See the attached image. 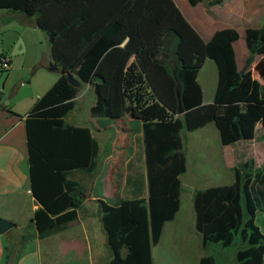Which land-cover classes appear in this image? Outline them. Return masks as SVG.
I'll use <instances>...</instances> for the list:
<instances>
[{
    "label": "trees",
    "instance_id": "trees-1",
    "mask_svg": "<svg viewBox=\"0 0 264 264\" xmlns=\"http://www.w3.org/2000/svg\"><path fill=\"white\" fill-rule=\"evenodd\" d=\"M188 2L195 7L202 0ZM224 2L212 0L209 5ZM163 9L187 25L174 0H0V11L23 14L48 36L52 56L48 68L60 72L58 81L26 117L31 191L41 205L32 220L40 239L78 219L85 193L73 176L94 174L99 167L100 144L91 128L68 124L66 118L75 110L85 85H93L96 97L90 115L118 118L100 94L99 84L104 79L98 73L110 50L124 45L133 55L123 74L122 96L125 113L141 123L148 197L125 199L116 205L99 202L111 251L109 262L100 264H154L153 247L181 207L180 177L187 171L183 131L195 132L214 124L222 145L230 146L253 140L258 124L264 128V84L254 78L252 69L255 56L264 55V27L246 29L250 56L240 71L233 47L240 38L236 29L216 31L204 44L198 32L183 38L165 25ZM151 11L157 13L155 24L146 18ZM1 20L7 24L11 19ZM142 35L148 42L153 40L150 57L162 67L160 84L173 96L172 106L158 94V87L146 73ZM203 44L207 58L217 68L216 90L208 104L198 80L202 63L193 61L204 56ZM191 48H196L195 52H187L186 57L184 51ZM69 74L81 82L79 88L70 83ZM176 84L185 110L179 116ZM139 188L141 194L144 184ZM193 206L204 247L218 244L230 248L239 238L243 248L235 253L234 264H264V232L257 223L258 213L264 212V166L256 168L253 159L240 163L234 168L233 183L198 190ZM30 238L10 239L7 264H17ZM198 264L218 261L207 255Z\"/></svg>",
    "mask_w": 264,
    "mask_h": 264
},
{
    "label": "crops",
    "instance_id": "crops-1",
    "mask_svg": "<svg viewBox=\"0 0 264 264\" xmlns=\"http://www.w3.org/2000/svg\"><path fill=\"white\" fill-rule=\"evenodd\" d=\"M259 1L260 0H225L222 5L218 6L221 8L220 11L216 9H211L210 11L204 9L203 13L205 18L202 20L200 19L201 23L199 18L197 21L196 19L190 20L189 17L183 12L182 13L185 20L194 25L199 35L206 40V42L211 39L216 31L228 28L236 29L240 34V38L238 41L234 42L233 47L236 53L238 69L243 71L246 61L241 69L237 45L240 43V47L243 48V39L246 45L247 28L259 29L264 27V9L259 8ZM203 3L202 0V2L195 7L199 8ZM156 16L157 13L151 11L150 15L146 18H148L149 23L155 24L157 20ZM2 17L11 20L9 23L3 24L1 22ZM239 27L245 29V33H242ZM37 30L40 29L35 27L23 14L0 11V33L4 35L5 33L10 34L9 42L7 44H2L0 54H5L11 61V69L9 71H0V218L8 220L15 225L11 231L0 234V264H7L6 248L10 244V239L16 238L21 240L23 237L27 236L31 238L25 242L17 264H100L107 259L104 251L107 240L103 228V214L99 202L103 200L114 205L111 201H113V199H120L118 195L119 191L116 194L114 191L116 185L113 171L110 175H108V172H111L115 162L121 156L120 154L123 148L121 140L124 138L125 132L117 129L112 133V136H110V132H108V129L105 127L98 125L94 130L92 125H80L91 128L93 136L100 144L98 173L95 175L85 174L84 176L87 178L88 182L83 186L85 197L78 210V219L70 223L62 231L53 233L44 239H40L36 235L35 225L32 220L35 212L41 205L33 197L31 191L26 117L39 98L58 81L60 72L49 70L48 67L52 63L50 41L46 34L43 39V37H41L42 35L39 33L40 31ZM119 48L124 49V45L110 50L103 59H106L112 52ZM249 56L250 53L248 51L246 60ZM263 57L264 55L255 56L252 65L253 76ZM7 100H10V103L4 105ZM94 104L95 102L92 105ZM94 122L98 123V121ZM210 125L211 124L198 131H214ZM260 129L264 130L262 124L257 125L256 132ZM107 132L109 137L105 140L102 134ZM131 134L132 133H130V135ZM137 135L141 143V160L144 166V175L141 179L132 178L129 180L133 182V185L131 184L134 189L132 198L141 197L147 199L148 181L147 169L145 168L146 163L142 128L141 132L137 133ZM113 136H115V139L110 142ZM250 141L252 142V140ZM199 144L195 145L197 147H195L193 151H196V154L202 155L200 157V165L209 166L210 170L213 172L231 173V170L236 165V158L226 150L227 146L221 145L222 143H220L218 149L208 146L204 149L201 144ZM104 152H106L105 157L103 156ZM125 157H127V154L124 155V158ZM133 157L134 153L129 156L127 162H131ZM186 159L187 171L180 178L186 181L189 179L191 186L196 182H207V174H203V169H201L202 171L200 172L202 177L196 178L193 173H190L191 166L187 155ZM101 165H104L103 170H100ZM233 181L231 183H233ZM89 182H91V184H89ZM96 182L97 187L99 184L103 187V194H97L96 191L91 190L93 184ZM141 183L144 184V188L142 193L139 194V189L141 188H139V186ZM213 186L221 185L213 184L200 189ZM181 210L182 201L176 218L165 224L160 242L168 233V229H171L173 222L181 226L182 221L179 219ZM175 237L176 236H174V239L171 238L170 240V252L172 253L173 250H179V252L174 255H168V253H166L162 256L161 261H174L175 264H198L202 257L207 256L198 248L193 251L190 250L191 248L188 249L187 241L189 240L186 238L181 239L178 235L176 239ZM99 245H102V247ZM202 246H204L203 243ZM154 248L155 247H153L152 250V256L153 263L155 264ZM110 257L111 255L108 256V262Z\"/></svg>",
    "mask_w": 264,
    "mask_h": 264
},
{
    "label": "rangeland",
    "instance_id": "rangeland-1",
    "mask_svg": "<svg viewBox=\"0 0 264 264\" xmlns=\"http://www.w3.org/2000/svg\"><path fill=\"white\" fill-rule=\"evenodd\" d=\"M180 10L190 18V20L197 19H204L205 15L203 13L204 9L211 10L216 9L220 11L219 5L211 6L209 5V1L212 0H203V4L200 5V7H192L187 0H174ZM254 1V0H249ZM260 9H264V0L259 1ZM222 5V4H221ZM165 15V25L176 29L182 37H185V34H194L197 32L194 25L192 23H187L185 25L182 23L176 16L172 15L165 9L162 10ZM2 21V20H1ZM201 23V21H200ZM240 31L242 33H245V29L242 27H239ZM40 31L41 37H45V33ZM199 34V33H198ZM202 38V37H201ZM10 39V34H2L0 33V49L2 47V44H7ZM142 56H143V62H144V68L146 70V73L150 75L151 79L153 80V84H155L158 87V94L162 97L164 101H166L170 106L173 105V96L168 93L166 90L162 89L160 84V74L162 73V67L158 66L156 63L153 62V60L150 57V49L151 44L153 43V40L151 42H148V39H146L142 35ZM203 39V38H202ZM203 42L205 44L206 40L203 39ZM243 48L237 45V52L240 57V68H243V64L246 61V56L248 54L247 47L245 45V40H242ZM203 44V51L204 56H198V58L193 59L194 62H201L202 65L200 66V74H199V82L203 88L204 91V101L205 103H210L213 100L214 93L216 90L217 85V68L216 65L212 60H209L206 56L205 51V45ZM196 48H191L187 52H195ZM3 54V53H2ZM133 55L127 52L124 49H116L114 52H112L107 59L105 60L100 72L98 75L104 79L102 83L99 84L100 94L103 98L107 99L112 108L113 115L117 116L118 118H114L111 120L106 119H96L93 118L90 115V107L95 102V93H94V87L93 85H85L80 91V94L77 98V106L75 110L66 118V122L68 124H73L76 126H80L82 124L84 125H92L94 130L99 125L101 127H105L108 129V132H110V136H112V133L119 129V131H124L125 136L121 140V144L123 145L121 156L119 159L115 162L114 166L111 169V172H108V175H110L113 171L114 174V181H115V194L118 192V195L120 199H113L111 201L112 204L116 205L121 200L129 199L133 197V187L131 186L128 181L132 178H140L144 175V166L143 162L141 160L142 151L140 149L141 143L138 139L137 133L141 132V123L138 121L131 120L129 115H127L124 111L125 106V100L122 96V78L125 69L127 66L132 62ZM170 66L174 67V60L171 61ZM169 74V73H168ZM170 75V74H169ZM172 76V75H171ZM254 77L256 80L259 81L260 84H264V57L260 62L259 67L254 72ZM175 90H179L178 85H175ZM10 103V100H7ZM123 110L122 114L121 111ZM176 116L178 115V112L176 113ZM98 121V123L94 122ZM214 131H198L197 132H187L183 131L182 136L184 140V146L185 149H183V152L185 155H187V158L189 160L191 169L190 173H193V175L197 177L201 176V169H203V174H207V182H196L194 185L190 184V180L187 181L185 179H181L183 187H182V210L179 214V219L182 221L181 226L172 223L171 229H168V233L164 236L163 240L159 243V245L154 246V259L155 264H175L174 261L172 262H163L161 261L162 256H164L166 253L169 254H176L179 252V250H173L172 253L170 252V240L171 238L174 239V236L177 237L180 236L182 239H187L188 245L187 248L190 250H196V248L200 249L201 252H204V255H212L214 256L218 264H234L236 262L235 253L237 250L243 248L242 241L238 238L235 242V244L230 248H222L218 244H211L207 247L202 246V239L201 235L198 233L195 224H194V206H193V199L194 195L198 190H203L200 188H204L208 185H224V184H231L234 178V168L239 165L240 163H243L248 160H255L256 168H260L264 166V130L260 129L257 130L255 139L251 141H240L237 144L227 146L226 150L229 151L230 154L234 155L236 158V165L231 170V173L229 172H213L210 170L209 166L206 165H200V157L202 155L196 154V151H193V149L197 146V144H201V146L206 149L208 147H212L215 149L219 148V145L221 143L220 136L218 135V130L216 129L214 124L210 125ZM108 132L103 133L102 137L107 140L108 139ZM130 133H132L130 135ZM217 133V134H216ZM218 135V136H217ZM113 136V139H110V142H112L115 138ZM199 144V145H200ZM222 145V144H221ZM134 153L133 160L131 162H127V159H129V156ZM127 154V157L124 158V155ZM106 152H104L103 156L105 157ZM104 165H101L100 170H103ZM146 168V167H145ZM98 172L96 171L95 175ZM85 174L83 173H76L74 174V178L77 179L82 186L87 184V178L84 177ZM199 179V178H198ZM91 184V182H89ZM191 186V187H189ZM92 191H96L97 194H103V187L100 186V184L97 187V182L93 184ZM191 211V212H190ZM190 212V213H189ZM177 223V222H176ZM257 223L264 232V212H259L257 216ZM175 225V226H174ZM175 237V239H176ZM102 247V245H99ZM204 249V250H203ZM105 255L107 259L105 262H108V256L111 255V251L109 247L105 244Z\"/></svg>",
    "mask_w": 264,
    "mask_h": 264
},
{
    "label": "water",
    "instance_id": "water-1",
    "mask_svg": "<svg viewBox=\"0 0 264 264\" xmlns=\"http://www.w3.org/2000/svg\"><path fill=\"white\" fill-rule=\"evenodd\" d=\"M69 81L73 86H75L77 88H79L81 86V82L78 79H76L73 74H69ZM178 100H179L178 113H179V115H184L185 110L183 108V104L181 101V92L180 91H178ZM8 104H9V102L5 101L4 105H8ZM14 227H15V225L12 222L0 218V234H5V233L11 231Z\"/></svg>",
    "mask_w": 264,
    "mask_h": 264
},
{
    "label": "built area",
    "instance_id": "built-area-1",
    "mask_svg": "<svg viewBox=\"0 0 264 264\" xmlns=\"http://www.w3.org/2000/svg\"><path fill=\"white\" fill-rule=\"evenodd\" d=\"M11 69V61L5 54H0V71H9Z\"/></svg>",
    "mask_w": 264,
    "mask_h": 264
}]
</instances>
